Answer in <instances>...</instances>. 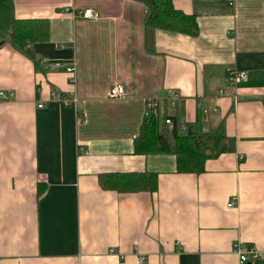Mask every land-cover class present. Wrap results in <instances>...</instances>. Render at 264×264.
I'll return each mask as SVG.
<instances>
[{
    "label": "crops",
    "instance_id": "crops-1",
    "mask_svg": "<svg viewBox=\"0 0 264 264\" xmlns=\"http://www.w3.org/2000/svg\"><path fill=\"white\" fill-rule=\"evenodd\" d=\"M14 1L17 17L48 18L50 38L35 59L0 39V91L13 92L0 97V264H256L236 251L249 246L264 262V0H173L198 34L157 28L153 50L142 0ZM88 6L99 18L75 15ZM148 99L180 113L181 132L223 127L235 149L200 173L135 153ZM145 170L153 192L99 182Z\"/></svg>",
    "mask_w": 264,
    "mask_h": 264
},
{
    "label": "trees",
    "instance_id": "trees-1",
    "mask_svg": "<svg viewBox=\"0 0 264 264\" xmlns=\"http://www.w3.org/2000/svg\"><path fill=\"white\" fill-rule=\"evenodd\" d=\"M147 7L145 18L146 48L153 50L155 30H169L198 34L199 26L194 14L175 7L173 0H142ZM8 38L10 44L28 56L36 58L34 44L50 38L49 20L46 17H17L14 0H0V39ZM38 63V60H36ZM170 117L172 124L165 122ZM180 113L158 111L145 114L140 131L133 140L134 152L148 154L170 151L175 156L176 171L200 173L205 170L208 158L235 149V139L229 137L223 127L215 132H181ZM99 182L103 188L120 191H155L158 187V172L155 170L131 172H102ZM258 261V262H257ZM256 259V264H264Z\"/></svg>",
    "mask_w": 264,
    "mask_h": 264
},
{
    "label": "built area",
    "instance_id": "built-area-1",
    "mask_svg": "<svg viewBox=\"0 0 264 264\" xmlns=\"http://www.w3.org/2000/svg\"><path fill=\"white\" fill-rule=\"evenodd\" d=\"M75 15H79L83 18H92V19H97L100 16L99 13L93 7H89V6L79 10V12L76 13ZM66 69H67V72L69 73L70 80L74 82L76 66L72 64V65L67 66ZM229 77L233 81L245 79L247 77V72L245 70L233 69L230 71ZM124 93H125V86L120 82H115L110 87L108 96L111 99H117V98H121L124 95ZM12 94L13 92H7L4 90L0 91V97L4 99H8L9 97L12 96ZM180 96H181L180 92H178L177 90L169 89L166 95L164 96V98L166 97V99L174 106L175 103L180 99ZM76 99L77 98L75 97L74 100ZM42 105L43 103L39 104V106H42ZM154 111H156V102L153 99H148L146 114L150 115ZM165 122L168 124H172V120L170 117H167ZM179 128L186 129V126L180 123ZM231 204H232V201L229 202V205ZM110 251L113 252L114 249H111ZM236 251L239 252L240 261L242 263H247L250 260H256L260 257V254H261L260 250L256 246H249L244 250L241 248L239 249V247H236ZM140 260H142V257H140Z\"/></svg>",
    "mask_w": 264,
    "mask_h": 264
},
{
    "label": "water",
    "instance_id": "water-1",
    "mask_svg": "<svg viewBox=\"0 0 264 264\" xmlns=\"http://www.w3.org/2000/svg\"><path fill=\"white\" fill-rule=\"evenodd\" d=\"M188 133H192V126L188 127Z\"/></svg>",
    "mask_w": 264,
    "mask_h": 264
}]
</instances>
